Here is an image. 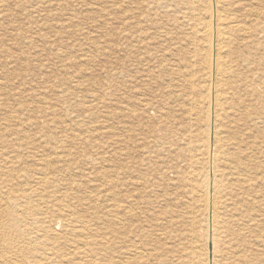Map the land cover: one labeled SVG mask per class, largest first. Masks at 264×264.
<instances>
[{
	"label": "bare ground",
	"instance_id": "obj_1",
	"mask_svg": "<svg viewBox=\"0 0 264 264\" xmlns=\"http://www.w3.org/2000/svg\"><path fill=\"white\" fill-rule=\"evenodd\" d=\"M102 1L95 4L101 6ZM117 4L108 1L100 11L110 13L108 9ZM132 33L138 49V55L132 51V61L149 64L158 53L152 45L162 44L166 75L161 80L168 83L167 95L173 99L172 90L189 88L194 94L189 101L193 117L206 121L205 130L196 135L197 154L190 157L188 178L177 166L167 171L172 175L169 184L182 183L183 191L180 194L175 187L167 195L173 207L162 218L163 230L157 233L154 224L149 231L136 226L139 216L133 200L132 213L125 208L123 219L132 218V226L139 229L138 234L132 231V264H264V192L257 190L264 183V161H257L260 146L251 140L255 130L264 131V0H132ZM146 77L149 82L158 79ZM140 106L149 111L147 102ZM162 107L168 129L173 108L170 103ZM226 122L244 127L243 136L234 137V153L222 133ZM4 127L0 129V264L69 263L65 259L70 257L73 264L90 257L93 238L107 236L89 225L103 229L124 222L114 207L103 217L97 211L89 213L75 188L59 183L62 179L56 174L67 177L74 170L67 140L73 133L47 127L36 140L25 128ZM172 128L163 137L170 162L183 158V150L169 139L175 134ZM78 136L92 138L90 131ZM42 144L51 155L40 152ZM94 158L98 160V154L84 150L85 166ZM183 198L190 199L185 211ZM144 234L155 241L144 245Z\"/></svg>",
	"mask_w": 264,
	"mask_h": 264
},
{
	"label": "rangeland",
	"instance_id": "obj_2",
	"mask_svg": "<svg viewBox=\"0 0 264 264\" xmlns=\"http://www.w3.org/2000/svg\"><path fill=\"white\" fill-rule=\"evenodd\" d=\"M95 1L0 0V129L6 128L5 124L11 129L25 128L36 140V134L44 135L47 127L73 133L67 140L74 170L67 177L56 174L62 179L59 183L75 188L89 213L97 211L103 217L114 207L119 211L117 218L124 222L103 229L89 225L107 239L94 237L91 256L73 264H132V231L139 233L137 225L149 231L153 224L157 233L163 230L162 218L173 207L167 195L176 188L180 194L183 191L182 183L169 184L172 175L167 171L177 166L188 178L190 159L197 154L196 135L205 130L206 121L193 117L189 101L194 94L189 88L181 87L178 94L172 90L173 99L167 95L168 83L161 80L166 75L161 66L162 44L152 45L158 53L149 64L132 61V51L138 55L132 33V0H114L116 8H109L106 14L100 7L111 0H103L101 6ZM148 74L158 79L149 82ZM142 102L149 104L147 113ZM167 103L174 111L168 129L161 109ZM239 124L241 127L224 123L222 133L230 140V153L236 152L234 137L244 134ZM172 126L175 134L169 139L174 138L183 150V158L170 162L163 137ZM83 131H90L92 138L79 137ZM262 131L255 130L251 139L260 146L258 162L264 161ZM85 149L98 154V160L88 161V166L83 160ZM39 150L46 156L52 154L45 144ZM262 184L257 190L264 192ZM183 199L185 211L190 199ZM132 200L139 216L136 226H132V218L124 220L125 208L132 213ZM142 240L144 245L152 244L155 238L144 234ZM65 260L52 264H72V257Z\"/></svg>",
	"mask_w": 264,
	"mask_h": 264
}]
</instances>
